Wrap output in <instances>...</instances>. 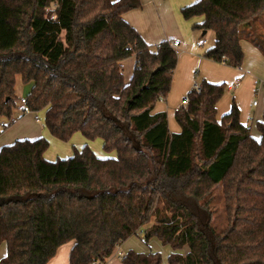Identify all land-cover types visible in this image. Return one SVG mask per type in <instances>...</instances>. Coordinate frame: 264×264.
<instances>
[{"label": "trees", "instance_id": "trees-1", "mask_svg": "<svg viewBox=\"0 0 264 264\" xmlns=\"http://www.w3.org/2000/svg\"><path fill=\"white\" fill-rule=\"evenodd\" d=\"M141 0H0V121L18 105L17 78L33 83L32 112L62 141L80 132L102 139L48 160L45 136L0 148V264H48L73 241L70 264H105L144 229L171 247L129 249L123 264H264V112L259 138L233 102L217 117L226 84L202 80L175 111L154 112L172 87L178 53L170 40L149 44L124 14ZM194 29L214 32L204 57L232 67L243 41L264 55V0H196L181 10ZM135 58L126 81L123 61ZM264 91V86H263ZM222 187L227 225H214ZM185 249V250H184Z\"/></svg>", "mask_w": 264, "mask_h": 264}, {"label": "rangeland", "instance_id": "rangeland-1", "mask_svg": "<svg viewBox=\"0 0 264 264\" xmlns=\"http://www.w3.org/2000/svg\"><path fill=\"white\" fill-rule=\"evenodd\" d=\"M263 20L260 19L262 26L264 23V16L262 18ZM191 22V31L192 28H194V25L196 23H200L202 21L201 17H194L189 20ZM261 37H264V33L260 32ZM215 37L214 32L208 31V33L205 36H201V33L198 34L197 37L193 36L191 38V42L189 43L187 41L183 42V46H187L185 49L190 55H193L195 58L198 59L200 62L199 65L195 63L194 61L196 60H190V58H183L181 62V67H179V74L178 72V65L175 71V74H177L176 80H174L173 76V81H172V87L171 91L167 97L166 100H163L165 103V112L168 115L169 119V128L172 129L177 125L176 123V118H175V112L172 111L170 108L172 106L173 100L180 94L181 89L183 85L187 82V80L191 79V82L195 80V73L200 72L201 76L203 79L201 80H207L208 82L210 81L206 76L212 78V79H217L220 77L226 78L222 82H212V83H223L225 82L226 84V89L231 84L233 81L236 80V78H240L241 82L239 85H237L236 88H243L240 89L237 93L235 94L237 89H233L232 91H226L222 97L223 101H230V104L233 102H236L238 105L239 101L247 108L250 101H259L261 102V106L259 107L263 111V104H264V91H263V86H264V55L260 51L259 48L254 46V44L248 42V41H243V50H244V61L241 66V68L245 71L241 74L238 75L237 73L233 74L232 70L235 69V71H238L236 67H228L224 68V70H220L219 66L217 63L211 64L209 63L210 61L205 60L204 53L201 51H195L196 48L191 47L193 45H196L198 48H202L201 46V41L203 39H207L208 45L205 44L204 47L209 46L213 42V38ZM154 46V44H152ZM250 45V46H249ZM255 47H253V46ZM253 47L258 51L260 54L261 60H258L254 54H251L248 52L249 50L247 47ZM183 47L180 48V50ZM181 52L179 51V55ZM203 62L201 63V59H203ZM208 59V58H207ZM213 61V60H212ZM179 63V59H178ZM224 67V66H222ZM204 68V69H203ZM204 70H206L207 74L204 73ZM174 74V75H175ZM247 74H253L257 78V87L258 90L256 92H253L251 90L252 86V80H246ZM238 75V76H237ZM236 83V81H235ZM247 86V89H246ZM33 87V83L28 82L25 83L22 81L20 77L17 78V83H16V96L18 98V105L14 109L13 116L11 117L14 118V122L10 125L7 126L6 128H1L2 123H7L6 119H2L0 121V143L5 144H10L13 143L15 140L19 138H33L34 134H39L41 136L42 133H44L46 138L50 142V146L48 150L46 151V158L48 160H56L57 158H65L67 156H71L76 149H81L85 144H88L93 151L100 157H115L116 152H106L103 149V140L98 138L95 140H87L80 132L74 134L70 140L68 141H62L59 140L55 137H53L46 126L44 125V112H32V111H27L25 113H22L18 110V106H20V101L21 98H27L29 96L31 90ZM191 88L189 89V91ZM175 94L174 98H170V95L173 93ZM187 95V94H186ZM185 95V96H186ZM171 99V100H169ZM221 99V100H222ZM174 106V105H173ZM239 109L240 106L238 105ZM258 109V107H257ZM218 110V108H217ZM222 114L218 111L217 117L221 118ZM240 117H241V112H240ZM251 124V123H250ZM178 126V125H177ZM256 129V128H255ZM42 132V133H41ZM38 135V136H39ZM213 209H214V225L217 226L218 230H221L225 228L227 225V220L225 216V210H224V204H223V193H222V187L218 186L216 190L214 191V198H213ZM144 229L138 232V234L128 238L124 242V248H131L136 251H142V252H148V251H157L161 254L162 260L167 261V258L171 252V247L168 245H163V243L157 238L153 237L151 238L148 242L144 239ZM2 248V247H1ZM122 249V248H121ZM115 258L117 261L120 262V257L116 254Z\"/></svg>", "mask_w": 264, "mask_h": 264}, {"label": "crops", "instance_id": "crops-1", "mask_svg": "<svg viewBox=\"0 0 264 264\" xmlns=\"http://www.w3.org/2000/svg\"><path fill=\"white\" fill-rule=\"evenodd\" d=\"M195 1L196 0H141L142 5L140 8L128 11L124 14V18L131 25H133L138 30V32L143 36V38L151 45L152 44L156 45L163 40H170V41L179 40L180 41V43L176 49V51L178 53V59H179V63H177V65H178V71H177L178 73L177 74H179V67H181V62H182L183 58H190V60L192 59L193 61L196 60L194 62L197 63L198 65L200 63L197 58H195L193 55H190L185 50L187 48V46H185V45L183 46V42H185V41H187L188 43H189V41L191 42L190 37H193V36L197 37L198 34H200V33H201V36H203L202 30H197V29L192 28L193 31H191V29H190L191 28V22L189 20H186L183 17L182 12H181L183 7L194 3ZM201 19H203V18L201 17ZM204 40H206V43H203ZM200 43L202 45L201 49L196 47V45H193L191 47L196 48L195 51L199 50V51L204 53V52H206V50L208 48H210L211 46L214 45L215 37L213 38V42L209 46L204 47L205 44L208 45L207 39H203ZM242 44H243V42H242ZM249 46L247 47V49L249 50L248 52H250L251 54H254L258 60H261V58L259 56L260 54L258 53V51H256V49H254L255 47L253 45L252 46L254 48L249 47ZM181 47H183V48L180 50ZM242 47H243V45H242ZM179 51L181 52L180 55H179ZM204 58H205V60L210 61L209 63L213 62L211 64L217 63L218 65H220L219 66L220 70L221 69L224 70V68H228V67L232 68V66H229V65H226L223 63H219L216 61H212L211 59H207L206 57H204ZM204 58L201 59L202 60L201 63L203 62ZM123 66H124V73H125L126 81H129V79L131 78V75L133 73V70H134L135 58L132 57L130 59L124 60ZM222 66H224V67H222ZM237 69H239V70L238 71H235V69L232 70V73L233 74L237 73L238 75H241L245 71V69L243 70L241 67H238ZM204 73L207 74L206 70H204ZM174 74H175V72H174ZM177 74L174 75V80H176ZM206 77L212 82H222L226 79L224 77L223 78L220 77L217 79H212L208 76H206ZM246 78H247L246 80H248V81L252 80L253 85H251L252 86L251 90L253 92H256L258 90V87L256 86L258 84L256 76H254L253 74H247ZM201 79H203V78H202L200 72L195 73V80H199L201 82L202 81ZM238 80L241 82L240 78H236V80H235L236 83H235V81H233L231 84H229L226 91H232L233 89H237L235 92V94L237 95L238 91L240 89H243V88H240V89L236 88L237 85L240 84V83L237 84ZM193 82H191V79H189L183 85L180 94L172 102V106L170 108L172 111H174V108L181 103V101L185 97V95L189 94V92H190L189 89L192 87ZM246 89H247V86H246ZM174 97H175V94L173 91V93L170 95V98H174ZM221 99L217 104V108H218V111L223 115V114L230 111L233 103L230 104V101L227 102V101H223V99L222 100ZM169 100H171V99H169ZM253 102L251 100L247 108L240 101L238 102L239 103L238 105L240 106V112H241L240 120L244 124L251 126L252 134L255 137L259 138L260 134H259V131L257 128V123L259 121H261L263 118L264 104H263V111H262V109L259 108L261 106V102L257 101L258 102L257 105H254ZM164 104L165 103L163 102V100L159 101L154 108V112L164 111L166 109ZM257 107H258V109H257ZM221 116H219V117H221ZM177 125H178V123H177ZM177 125H175V127L170 129V130L172 132L180 131V126L179 125L177 126ZM34 135H36V136H34L33 138L40 136L38 133L34 134ZM41 136H46V135L44 133H42ZM19 139H21V138H19ZM3 143H5V142H3ZM3 143L2 142L0 143V148L4 145ZM73 244H74V242L71 241V242H68V243L60 246L58 251H57V254L55 255L54 258H52L50 260V262L48 264H70V252H71V249L73 247ZM123 246H124V243L119 245L118 248L113 253V255L110 256V258L107 260V262L105 264H123L121 262V260L119 262L115 258L117 251H121L122 253H125L129 249H131V248H124L123 249ZM6 253H7V244H6V242H3L0 244V258L5 256Z\"/></svg>", "mask_w": 264, "mask_h": 264}, {"label": "built area", "instance_id": "built-area-1", "mask_svg": "<svg viewBox=\"0 0 264 264\" xmlns=\"http://www.w3.org/2000/svg\"><path fill=\"white\" fill-rule=\"evenodd\" d=\"M180 41L179 40H173L171 41V46L176 50L178 45H179ZM203 43H206V40L203 41ZM240 81L238 80L237 81V84H239ZM191 91H196V92H201L202 91V84L199 80H194V82L192 83V87H191ZM188 103H189V98H188V95H186L181 103L176 106L174 108V111H178L180 107H187L188 106ZM254 105H257L258 102L257 101H254L253 102ZM18 110L22 113H25L27 112L29 109L27 107V101L25 98H21V101H20V106H18ZM10 122H14V118L10 119ZM6 123H2V126L1 128H4V125ZM116 254L118 255V257H121L123 255V253L121 251H117Z\"/></svg>", "mask_w": 264, "mask_h": 264}]
</instances>
